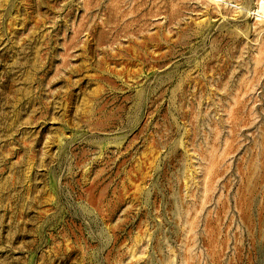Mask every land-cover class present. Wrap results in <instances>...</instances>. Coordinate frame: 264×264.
Wrapping results in <instances>:
<instances>
[{"label":"rangeland","instance_id":"1","mask_svg":"<svg viewBox=\"0 0 264 264\" xmlns=\"http://www.w3.org/2000/svg\"><path fill=\"white\" fill-rule=\"evenodd\" d=\"M263 12L0 0V264H264Z\"/></svg>","mask_w":264,"mask_h":264},{"label":"bare ground","instance_id":"2","mask_svg":"<svg viewBox=\"0 0 264 264\" xmlns=\"http://www.w3.org/2000/svg\"><path fill=\"white\" fill-rule=\"evenodd\" d=\"M262 6H263V1H262ZM261 8H263V7H261ZM263 10V9H262ZM258 12V11H257ZM262 13V12H261ZM264 13V12H263ZM257 15V14H256ZM262 15H264V14H262ZM259 16H260V14H259Z\"/></svg>","mask_w":264,"mask_h":264}]
</instances>
